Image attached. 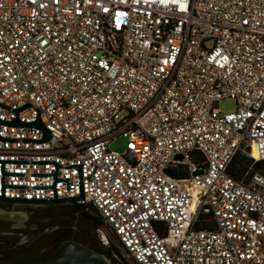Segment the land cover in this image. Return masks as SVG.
I'll return each mask as SVG.
<instances>
[{
    "label": "built area",
    "instance_id": "built-area-1",
    "mask_svg": "<svg viewBox=\"0 0 264 264\" xmlns=\"http://www.w3.org/2000/svg\"><path fill=\"white\" fill-rule=\"evenodd\" d=\"M240 152L264 160V0H0V196L84 193L134 264H264Z\"/></svg>",
    "mask_w": 264,
    "mask_h": 264
},
{
    "label": "flooded vegetation",
    "instance_id": "flooded-vegetation-1",
    "mask_svg": "<svg viewBox=\"0 0 264 264\" xmlns=\"http://www.w3.org/2000/svg\"><path fill=\"white\" fill-rule=\"evenodd\" d=\"M99 219L95 209L86 211L74 203L0 201V261L50 264L63 246L76 243L78 250H92L109 264H130Z\"/></svg>",
    "mask_w": 264,
    "mask_h": 264
},
{
    "label": "water",
    "instance_id": "water-1",
    "mask_svg": "<svg viewBox=\"0 0 264 264\" xmlns=\"http://www.w3.org/2000/svg\"><path fill=\"white\" fill-rule=\"evenodd\" d=\"M13 124H23V125H34L39 126L45 129V138L49 139L51 136V132L47 130L40 118L33 123H22L18 119L13 121ZM183 156L181 154L177 155V158L181 159ZM202 170H198L194 172V175L202 174ZM0 201L11 202V203H31V204H52V203H74L84 208H93L96 210L95 206L92 203L85 201L84 193H81L79 196L75 197H66V198H58L55 197L53 199H25V198H7L4 196H0ZM96 214L104 221V217H102L100 211L96 210ZM50 264H109L107 260L96 252L89 249H81L78 250V244L69 243L63 246L54 256H52L49 260ZM0 264H30L29 262H4L0 261Z\"/></svg>",
    "mask_w": 264,
    "mask_h": 264
},
{
    "label": "rangeland",
    "instance_id": "rangeland-1",
    "mask_svg": "<svg viewBox=\"0 0 264 264\" xmlns=\"http://www.w3.org/2000/svg\"><path fill=\"white\" fill-rule=\"evenodd\" d=\"M236 107H237V103H236L235 99H233V98L223 99L218 104V108L222 112H233V111L236 110ZM127 141H128V139L125 136H119V137H116L115 139H113L110 142L109 147L113 151L124 152L125 149H126V146H127ZM238 158L243 160L244 162H249L250 159H253V161L256 162L254 158H251L250 156H247L246 154H244L242 152L238 153ZM187 163H190V162H187ZM190 165H191V163H190ZM184 167H186V166H184ZM254 171L255 172H260L259 170L258 171L256 170L255 166L252 163V164L249 165L248 170L242 176V178H245L249 173H252ZM82 208H84V207H82ZM85 209H86V211H91L92 210L91 207L85 208ZM76 210L80 211V209H77V208H76ZM100 220H102V219L100 218ZM203 223H205V222H203ZM100 227H102L103 229H106V231H108L109 235L111 236L112 242L115 244V247H116L117 251H119L121 256L125 257V259H127V261L130 264H134L132 259L128 258L126 250L121 247L117 237L112 232V230L109 228V226L106 223L103 222V224Z\"/></svg>",
    "mask_w": 264,
    "mask_h": 264
},
{
    "label": "trees",
    "instance_id": "trees-1",
    "mask_svg": "<svg viewBox=\"0 0 264 264\" xmlns=\"http://www.w3.org/2000/svg\"><path fill=\"white\" fill-rule=\"evenodd\" d=\"M194 160H196L197 162L198 161L200 162L202 159H201L200 155H195ZM252 163L255 166L257 171L259 170L260 173L264 174V160H258L256 162H254L253 159H250L249 162H244L243 160L238 158V154L235 156L232 164L230 165L229 172L236 179H241L242 176L248 170L249 165ZM173 174L176 175L175 173H173ZM183 175H184V173H183ZM83 209L86 210L85 208H83ZM202 221H203V219H202ZM98 224L102 225L103 224L102 220L99 219Z\"/></svg>",
    "mask_w": 264,
    "mask_h": 264
},
{
    "label": "bare ground",
    "instance_id": "bare-ground-1",
    "mask_svg": "<svg viewBox=\"0 0 264 264\" xmlns=\"http://www.w3.org/2000/svg\"><path fill=\"white\" fill-rule=\"evenodd\" d=\"M254 156H255V157L257 156V153H256V151L254 152Z\"/></svg>",
    "mask_w": 264,
    "mask_h": 264
}]
</instances>
